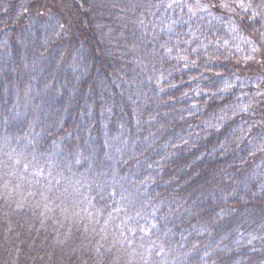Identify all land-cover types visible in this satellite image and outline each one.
<instances>
[{
	"label": "trees",
	"instance_id": "16d2710c",
	"mask_svg": "<svg viewBox=\"0 0 264 264\" xmlns=\"http://www.w3.org/2000/svg\"><path fill=\"white\" fill-rule=\"evenodd\" d=\"M262 57L264 0H0V264H264Z\"/></svg>",
	"mask_w": 264,
	"mask_h": 264
},
{
	"label": "rangeland",
	"instance_id": "374dc122",
	"mask_svg": "<svg viewBox=\"0 0 264 264\" xmlns=\"http://www.w3.org/2000/svg\"><path fill=\"white\" fill-rule=\"evenodd\" d=\"M263 61V67H264V57L262 58H259ZM262 64V63H261ZM260 64V65H261ZM255 75H259V74H255ZM263 94V92L259 93L258 95H256V99H255V102H254V106L255 107H258L257 109L260 110L262 108H260L261 104L263 103L262 101V98L264 97V94L263 96L261 97V95ZM260 123H261V120H260ZM250 148L251 150H257V152L255 153V157H254V160L251 161V170H254V169H257L258 168L260 170H262V168L264 169V137L263 136H255L252 141L250 142ZM250 166V167H251Z\"/></svg>",
	"mask_w": 264,
	"mask_h": 264
}]
</instances>
